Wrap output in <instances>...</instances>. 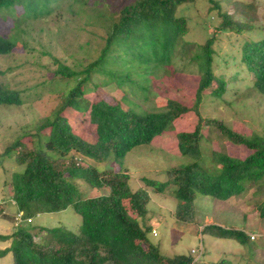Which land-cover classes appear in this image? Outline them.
<instances>
[{
  "label": "trees",
  "instance_id": "trees-1",
  "mask_svg": "<svg viewBox=\"0 0 264 264\" xmlns=\"http://www.w3.org/2000/svg\"><path fill=\"white\" fill-rule=\"evenodd\" d=\"M59 1L64 0H0V19L13 22L12 35H0V55L11 54L16 48L13 36L27 33L24 27L52 13V5ZM195 1L95 0L96 4L107 3L113 11L108 17L103 46L97 49L98 57L83 69H74L54 57L58 64L56 74L75 80L76 85L64 92L63 103L54 114L36 126L38 140L33 147L18 137L5 149L8 156L17 150L16 160L23 166L22 171L12 175L11 200L17 212H23L25 222L16 226L11 235H0V240L12 239L11 246L2 253H12L14 264H193V255L168 257L150 240L152 227L147 222L150 194L146 188H131L130 175L123 167L118 171H105L96 165H83L77 159L99 162L113 158L122 163L134 148L175 130L176 121L185 115L195 114L198 121L193 131L178 133V149L193 161L173 168L169 171L171 179L165 182L145 180L158 192H164L172 184L176 186L173 195L179 201L175 211L178 221H194L195 199L199 194L227 201L243 194L248 184L264 178V137L234 130L217 118L205 120L200 113L207 91L208 95L220 99L228 90L227 81L214 72V35L192 56L200 72L193 107L173 98H167L165 107L155 111L128 107L124 100L87 99V94L100 86L86 87L94 73L109 76L110 80L101 85L110 82L121 88L135 85L147 94L148 84L156 80L158 72L171 70L175 55L187 54L183 40L189 31L188 23L177 11ZM209 2L221 20L217 26L219 31L241 33L254 28L223 7L224 3L231 5L236 13L241 12L252 20L251 4L234 0ZM97 12L94 8L93 14ZM99 17L104 16L97 14L96 18ZM241 60L254 78L252 86L264 94V39L246 41ZM21 104L23 99L18 91L0 84V106ZM67 109L89 114L90 122L96 127L94 140L84 138L73 129ZM203 122L218 128L229 142L244 147L248 155L241 158L215 150L211 156L215 168L205 167ZM45 130L48 133L42 135ZM79 179L108 192L85 197L75 182ZM69 207L82 217L78 233L63 226L48 228L26 224V219L40 213L59 212ZM257 209L260 219H264V199ZM202 232L232 238L242 244L251 240L242 230L217 224L204 226Z\"/></svg>",
  "mask_w": 264,
  "mask_h": 264
},
{
  "label": "rangeland",
  "instance_id": "rangeland-1",
  "mask_svg": "<svg viewBox=\"0 0 264 264\" xmlns=\"http://www.w3.org/2000/svg\"><path fill=\"white\" fill-rule=\"evenodd\" d=\"M234 1L251 4L254 12L250 16L253 19L248 20L249 16L236 13L235 8L226 3L223 4L224 9L235 13L237 19L249 22L254 28L241 33L219 31L217 26L221 20L209 0H196L183 5L178 8L177 15L187 19L189 31L183 41L188 52L175 55L171 70L158 72L156 80L152 79L148 84L150 90L147 94L144 95L135 85L122 88L115 82L101 85L110 80L109 76L94 73L86 87L93 89L96 84L100 86L88 93L87 99L124 100L127 106L137 110L155 111L165 107L167 98H173L193 107L200 72L192 56L201 51L200 46L214 35V72L227 81L228 90L220 99L208 95L207 91L199 108L200 113L205 120L217 118L234 130L264 137V94L252 86L254 78L241 60L246 41L264 39V0ZM52 6V13L24 27L27 33L13 36L16 48L11 54L0 55V84L18 91L23 99L20 106H0V235H11L17 226L18 212L11 200V179L15 172L23 170L16 160L17 150L8 156L5 149L18 137H22L21 140L29 147L36 144V126L54 114L63 103L64 92L76 85L75 80H66L56 74L58 64L54 57L74 69H83L98 57L97 49L103 46L108 17L113 14L110 5L96 4L95 0H64ZM94 8L98 9L97 14L104 17L96 18ZM12 33V20L6 22L0 19V35ZM66 115L78 134L89 140L96 138V127L90 122L88 113L67 109ZM197 121L195 114L183 116L176 121L175 130L164 132L150 144L134 148L126 155L123 164L113 158L94 162L79 157L80 162L96 165L105 171H118L123 167L130 175L131 188L148 190L151 200L147 207V222L157 232L156 235L150 232L149 238L166 256L192 255L193 249L203 246V253L199 258L195 256L197 264H264V219H260L257 209L264 199V178L248 184L243 194L227 201L199 194L195 199L196 212L191 223L180 222L175 217L179 201L173 195L174 184L164 192L146 184V179L159 183L170 180L169 171L193 161L190 156L180 153L177 135L180 131H193ZM203 124L202 160L205 167L215 168L211 159L215 150L241 158L248 155L244 147L229 142L218 128ZM41 133L46 135L48 130ZM75 182L85 197L108 192L93 188L80 179ZM209 219L224 228L255 234L257 239L242 244L232 238H218L202 232ZM26 224L48 228L63 226L78 233L82 217L69 207L59 212L40 213ZM11 244L12 239L0 240V264H14L12 253H2Z\"/></svg>",
  "mask_w": 264,
  "mask_h": 264
},
{
  "label": "built area",
  "instance_id": "built-area-1",
  "mask_svg": "<svg viewBox=\"0 0 264 264\" xmlns=\"http://www.w3.org/2000/svg\"><path fill=\"white\" fill-rule=\"evenodd\" d=\"M22 221H23L22 214H18L17 225H19L20 223H22ZM153 232H154L155 235L157 234L156 230H154ZM249 236H250L251 240H256V239H257V235H255V234H252V233H251V234H249ZM202 253H203V246H201V248L193 249V250H192V254H193L194 256H198V258H199V256H200ZM197 262H198V260L195 259V262H193V264H197Z\"/></svg>",
  "mask_w": 264,
  "mask_h": 264
},
{
  "label": "clouds",
  "instance_id": "clouds-1",
  "mask_svg": "<svg viewBox=\"0 0 264 264\" xmlns=\"http://www.w3.org/2000/svg\"><path fill=\"white\" fill-rule=\"evenodd\" d=\"M79 161H81V158H77ZM18 214H22V218H23V212H20V213H18ZM32 219L33 218H29V219H26V222H32ZM25 222V219L23 218V221H22V223H20L19 225H21V224H23ZM19 225H17V226H19ZM204 228V227H203ZM203 228L201 229V231L203 230ZM155 230V229H154ZM153 229H152V233L154 234V231ZM155 235V234H154ZM249 235V234H248ZM193 255V254H192ZM194 256V255H193ZM194 258H195V256H194Z\"/></svg>",
  "mask_w": 264,
  "mask_h": 264
},
{
  "label": "crops",
  "instance_id": "crops-1",
  "mask_svg": "<svg viewBox=\"0 0 264 264\" xmlns=\"http://www.w3.org/2000/svg\"><path fill=\"white\" fill-rule=\"evenodd\" d=\"M180 222H181V221H180ZM209 224H214L213 220H210V219H209V220L207 221V225H209ZM217 225H220V224H217ZM220 226H221V225H220Z\"/></svg>",
  "mask_w": 264,
  "mask_h": 264
}]
</instances>
